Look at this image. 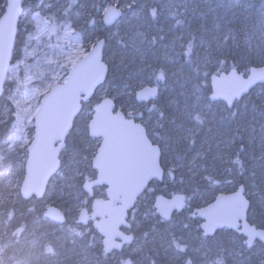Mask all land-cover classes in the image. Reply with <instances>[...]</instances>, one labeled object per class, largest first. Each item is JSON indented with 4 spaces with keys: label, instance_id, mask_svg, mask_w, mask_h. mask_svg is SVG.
Segmentation results:
<instances>
[{
    "label": "snow or ice",
    "instance_id": "obj_1",
    "mask_svg": "<svg viewBox=\"0 0 264 264\" xmlns=\"http://www.w3.org/2000/svg\"><path fill=\"white\" fill-rule=\"evenodd\" d=\"M174 7L188 10L186 3L178 4L176 0H64L58 7L55 0H50L45 5L48 12L42 18V30L30 38L40 41L46 36L44 47L58 49V55L44 53L42 63L49 66L44 72L39 56L42 49L27 53L36 71L25 63L21 76L17 74L19 64L10 65L21 0L0 4V175L5 182L13 175L26 182L34 159L48 158V177L60 166L59 152L73 133V118L85 108H92L89 97L98 85L103 89L106 73L113 66L104 53L110 39L122 48L132 46L139 59L135 69L123 59L117 66L129 77L125 89L141 100L152 98V108L147 109L150 115L140 124L133 123L132 112L126 114L127 119L121 113L113 116L114 98L97 103L92 109L94 116L90 112L85 122V135L90 129L102 143L95 150L81 149L72 157L76 165L72 181L78 187L76 194L69 193L66 207L75 211L77 224L87 227L90 220H97V255L95 259L85 255L86 264H253V250L258 247L264 253V97L259 102L248 101L249 89L257 81L264 88V67L250 69L247 79L243 78L247 71L243 75L234 71L230 77L212 76L214 87L205 89L200 83L211 75L213 59L222 62L212 55L213 44L220 55L242 49L250 63L264 65V11L258 25L249 28L245 22L240 29L228 27L219 35L213 34L220 28L219 23L213 21L212 29L201 23L196 30L201 35L197 37L193 32L174 31L175 25H183L181 19L166 30L168 14L183 15L171 12ZM245 7L251 5L245 2ZM127 9L134 12L135 22L128 21L127 26L112 33L107 26L114 21L120 24ZM73 16H86L89 23L105 31H78ZM172 77L177 83L183 80L181 89L165 97L160 89ZM145 83L155 86L145 88ZM140 115L143 117V113ZM217 124L226 127L214 135ZM30 129L35 130L34 136ZM205 129L207 140L201 148L207 143L209 157L197 151L185 163L197 134ZM182 142L188 148L171 157L173 166L168 169V153L176 152ZM213 143L217 148L214 153ZM183 169L199 175L209 185L228 176L232 179L226 182L232 184L239 177V190L217 198L216 204L207 208H197L186 218L188 222L179 221V228L171 222L170 213L185 206L184 197L172 201L157 197L154 206L139 212L142 204L149 205L148 195L153 192L150 181L179 171L183 183ZM101 184L107 186L104 200L96 199L93 191ZM35 194L47 195L38 191ZM45 215L61 222L65 219L64 212L50 207ZM197 216L206 222L200 224ZM162 222H167L166 226L161 227ZM121 226L125 231L120 230ZM218 226L241 234L232 233L227 241L216 239L211 233ZM72 231L79 237L86 235L84 231ZM87 235H93V230L89 229ZM257 264H264V258Z\"/></svg>",
    "mask_w": 264,
    "mask_h": 264
},
{
    "label": "trees",
    "instance_id": "obj_2",
    "mask_svg": "<svg viewBox=\"0 0 264 264\" xmlns=\"http://www.w3.org/2000/svg\"><path fill=\"white\" fill-rule=\"evenodd\" d=\"M40 1L41 0H23L21 21L14 46V58L12 59L14 64L13 67H15L17 63L16 45L23 41L25 33L32 35L34 32V28L37 24L36 13L39 11L38 3H40ZM156 2L160 3V0H156ZM245 2L249 3L251 7L246 8ZM262 11H264V0H213L212 8L204 11L203 16L197 12L194 14H184L183 16L177 15L176 17H172L165 24V27L167 30L169 24L175 25V20L181 19L184 21L183 25H175L174 31L181 33L193 32L199 37L201 33L196 30L201 23L205 25V28L212 29L213 21H216L220 24V28L215 29L213 34L219 35L221 32H226L228 27L234 26L240 29L245 22H247L249 28H252L253 25H258ZM127 12L128 11H126V15L128 14ZM75 26L78 28V31L83 30L90 32L89 28L92 27L93 24L87 23L82 29H80L77 23ZM255 30L259 31V28L257 27ZM99 31L104 32L105 30L100 28ZM101 37H103V35ZM196 43H199V40H197ZM204 47H209V45L205 44ZM128 53V57L124 62L129 63L131 68L135 69L139 64V59L136 56L135 50L128 51ZM212 55L219 56L222 62L217 63L215 59L212 60L213 71L211 75L227 72L233 68L243 73L247 71L248 74L251 67L263 66L250 63L242 49L228 50L224 55H220L215 51L213 44ZM110 65L113 66L109 67L108 78L104 83L103 89L107 85L110 87L109 92L111 96H116L115 101L118 107H120L124 103L125 92L130 91L125 89V84L128 82L129 77L126 72L122 74L118 70L115 62L110 63ZM211 75L206 80L202 79L200 81L203 88L206 89L210 87ZM182 83V79L180 83H177L176 78L172 77L160 90L163 91L165 97H168L179 92ZM103 89L99 88L90 100L92 108H85V111L82 114L80 113L76 119L73 133L68 137L66 148L61 154V168L59 173L52 179L46 192L47 195L42 199L26 201L19 194L14 204L6 203L0 207V264H78L84 257V252H90L91 254L92 250L96 251V244L99 243V234L91 224L87 227L78 225L73 220V216L76 214L75 211H69L66 207V202L69 199V193L76 194V188L78 187V184L74 186L72 181V174L76 167L72 157L81 149L87 148L91 151L95 150L98 145L96 140L90 138L88 133L85 135V122L88 119L85 115L87 111L92 112V109H94L101 100L99 95ZM209 95L210 92L208 93V96ZM262 97H264V88L259 85L250 92L248 101L259 102ZM130 99L132 102L142 107L138 112L133 114L132 118L138 122H141L142 119L147 120L150 115L147 109L152 108L151 102L141 105L136 97L130 95ZM144 107L147 109H144ZM249 107H251V103H249ZM140 113H143V117H141ZM225 127L226 125L224 124H217L213 128V134L218 135V133H222ZM206 140L207 132L205 129L197 134L196 143L192 145L189 151V157L184 161L185 163H187L191 156L195 155L197 151L202 149L201 144ZM187 148V143L182 142L177 147V151L172 152V155H177ZM214 148L215 144L213 143L211 150ZM207 149L208 145L204 143L203 150H205V158L209 157V153L206 152ZM183 172V183H181L182 177L179 171L173 173L172 176L166 174L165 180L162 183H152L150 188L153 189V192H150L148 195L149 205L142 204L139 207V212L142 213L147 206H154L157 197L163 196L171 198L174 195L182 194L186 197V208L182 212L174 214L171 218V222L179 228V221L182 220L185 214L191 216L195 208L203 207L212 202L217 195L232 192L239 186V177H237L236 181L232 184L226 182V179H232V177L228 176L226 178L221 177V182L218 184L209 185L202 180L199 175L192 177V174L188 173L187 169H183ZM167 178L168 180H166ZM0 180H5V177L0 175ZM22 180L23 179H19V182H22ZM103 190L104 188L95 189V196L97 197L99 192ZM61 197H63V199H61ZM49 205L59 207L65 212L67 217L66 223L62 225L61 229L58 231V236L60 237L59 242L51 239V232L59 227V225L44 217L45 209ZM90 206L91 204H89V207ZM155 210L154 208V211ZM166 223L167 222H162L161 227L166 226ZM196 227L197 225L195 224V228ZM72 229L84 231L86 235L84 237L76 236ZM89 229L93 230V235H87ZM232 233L239 235L230 230H222L214 237L227 241ZM93 236L96 238L95 244L93 243ZM258 249L257 247L252 252L253 264H257L258 260L264 258V254L262 256L257 254Z\"/></svg>",
    "mask_w": 264,
    "mask_h": 264
},
{
    "label": "rangeland",
    "instance_id": "obj_3",
    "mask_svg": "<svg viewBox=\"0 0 264 264\" xmlns=\"http://www.w3.org/2000/svg\"><path fill=\"white\" fill-rule=\"evenodd\" d=\"M50 0H41L40 3H38V13L39 16H37V24L36 27L34 28V32L32 35H37L39 34V32L42 30L43 28V17L45 16V13L48 12V10L45 8V5L47 3H49ZM55 2L57 3V7L59 6L60 3H63L64 0H55ZM129 2H131V0H129ZM176 2L178 4H187L188 6V10L185 11V9L183 7H179V8H172L171 12L174 13H183L184 14H188V13H192L194 14L195 12H197L198 14L204 13V11L210 10L212 8L213 5V0H176ZM4 3V0H0V4ZM160 3H167V0H160ZM135 7V6H134ZM195 10V11H193ZM73 11H75V9H73ZM125 11H128L127 15L125 16V18H123L121 20L120 24H116L115 26H113L110 30L112 33H116L120 30L121 26H127L128 21H132L133 23L135 22L133 20L134 17V12L130 9H127ZM138 11V9H137ZM183 15H179V16H183ZM100 14L97 13L96 14V18L99 19ZM172 17H176V16H172L170 14H168V21L172 18ZM73 19L76 21V23L78 24V26L80 27V29H82V27H84V25H86L88 22V18L86 16H80V17H75L73 16ZM163 23V21H162ZM90 24V23H89ZM90 32L89 33H94V32H98L99 31V27L98 25H93L92 27L89 28ZM78 30V28H77ZM123 33H121L122 35ZM29 33H25L24 34V39L20 44L16 45V51H17V57H19V59L17 60V64H19V69H17V74L18 75H23L25 72V67L24 64L28 63L32 65V71L35 72L36 71V67H35V62L33 61V59L31 57L27 56V53H31L33 50H41L39 51V56L41 59V63L43 61V55L44 53H47L49 56L52 57H56L58 55L59 50L58 49H49L44 47V45L48 42V39L46 36H42L40 41L37 40H33L30 38ZM56 41L53 38L52 43L54 44ZM131 43V42H130ZM130 50H128V49ZM127 48H122L119 44L116 43L115 39H110L108 42V45L105 49V53H106V58H107V62L110 64L112 62H115L116 66H119L121 63V60L123 59V61L128 57V51L134 50V48L132 46H129ZM14 64L12 62L11 67H13ZM49 69V66L47 65H43L42 63V67H41V71L47 72ZM11 71V68H10ZM146 86H153V84H148L145 83L144 87ZM109 89L110 87L107 85L100 93L99 97L105 98L109 93ZM139 89H137L138 91ZM114 99L116 98V96H111ZM142 105V104H141ZM147 107V106H146ZM146 107H144V109H147ZM121 110H123L126 114L128 112H132L133 114L138 112L142 107L134 102H132V100L130 99V94L129 91L125 92V99H124V103L123 105H121L119 107ZM91 111H87L85 117L87 118L89 113ZM32 135L34 136V129H30ZM97 144L100 143L99 140L95 139ZM223 147V146H221ZM217 148L215 145V148L212 150V152H216ZM200 151H203L205 153V150L201 149ZM206 152H208V149L206 150ZM206 155V154H205ZM169 156V160H168V169H171V167L173 166V161L171 159V157L173 156L172 153H168ZM192 177H195L192 175ZM168 180V178L166 179ZM22 182H19V179H17L16 175H13L12 178L10 180H8L7 182H5V180H0V207L6 203H11L14 204L16 202L17 196L19 195V190H20V186H21ZM97 197L100 198H105V190L100 191L99 194L97 195ZM76 215V214H75ZM75 215L73 216V220L75 221ZM191 216L189 214H185L182 217V220H185V222H188V220L186 218H190ZM199 221V220H198ZM200 223V221H199ZM193 229L195 228V224L192 225ZM61 229V226L55 228L52 232H51V239H54L55 241L59 242L60 241V237L58 236V231ZM84 257L85 255H88L90 259H95L96 255H97V251H91L90 252H84ZM257 254L262 256L264 253H262L260 251V249L257 250ZM84 257L81 259L80 263L78 264H86V261L84 259Z\"/></svg>",
    "mask_w": 264,
    "mask_h": 264
},
{
    "label": "water",
    "instance_id": "obj_4",
    "mask_svg": "<svg viewBox=\"0 0 264 264\" xmlns=\"http://www.w3.org/2000/svg\"><path fill=\"white\" fill-rule=\"evenodd\" d=\"M22 7H23V0H21V10H20V13L18 14V16H17V20H16L17 31H16V33L14 34L13 39H12V46H13V49H14V46H15V41H16V37H17V33H18V27H19V24H20V21H21V11H22ZM118 19H120V18H118ZM116 24H117V22L114 21L113 24H112V25H108L107 28H112V27L115 26ZM101 38H103V37H101ZM106 46H107V45H106ZM105 49H106V47H105ZM105 49H104V53H105ZM11 64H12V60H11V62H10V65H11ZM260 67H264V65H263V66H254V67H251L250 69H252V68H257V69H259ZM234 71L236 72L237 75H243V74H244L243 72H240L239 70H237V69H235V68L230 69V70H228L227 72H221V73H218V74L215 73V74L211 75V77H210V87H214L213 84H212V76H217V77H230ZM108 74H109V69H108V71H107V73H106V76H105V82H106V80H107V78H108ZM249 75H251V71H250V70H249L248 74L243 75V78H244V79H247ZM105 82H104V83H105ZM259 85H260V82L257 81V84L253 85L252 88L249 89V92H251L253 89H255V88H256L257 86H259ZM148 87H152V86H146L145 88H148ZM99 88H100V86L98 85V86H97V89H94V90H93V94L89 97V100L92 99V97L94 96V94L96 93V91H97ZM139 91H140V90H138L137 92H139ZM209 96H211V93H210ZM104 99H113V97H111V96H107V97H105V98H102L98 103H102ZM136 99H137V101H138L139 103L147 104V103H150V101H151L152 98H151V97H145L143 100H141V99H139L138 97H136ZM82 106H83V105H82ZM95 107H96V106H95ZM95 107H94V108H95ZM117 113L125 114V118H126V119L129 118V117H127L126 113L118 107V105H117V103H116V101H115V99H114V100H113V106H112V115L115 116ZM92 114H93V116H94V112H92ZM79 115H80V113H77V115L73 118V123H74V124H75V121H76V119L78 118ZM132 119H133V123H136V124H140V123H141V122L136 121L134 118H132ZM89 123H90V121H89ZM34 133H35V130H34ZM88 134H89L90 138H93V139H97V140H98L97 137H94V136L91 135V130H90V129H89ZM67 139H68V137L66 138V142H67ZM99 141H100V143H102V140H99ZM59 147H60V146L57 145V148H59ZM65 148H66V147H65ZM65 148L59 152L60 160H59L58 163H59L60 166H59V167L56 169V171H55L52 175H50L49 177H48V168H49V166H50V161L48 160V158L45 157L44 159H41V160H39V161H37V160H35V159L33 160V165H32L31 173H30V175H29V177H28V179H27L26 182H25L24 180H22V184H21V186H20V190H19V194H20V196H21L24 200H26V201H31V200H33V199H42V198H44L45 195H43V196H38V195H36L35 193H36L37 191H38V192H41V193L47 192L48 187H49V185H50L52 179L55 177V175H57V174L59 173V170H60V168H61V154H62V152L65 150ZM96 178H97V179L99 178V174H98V173H97V177H96ZM164 180H165V176H164L163 179H155L154 181H150V182H149V186H150L152 183H154V182L162 183ZM97 188H104V189H105V196H106V192H107V186H106V185H103V184H101V185H96V186L94 187L93 191H94L95 189H97ZM238 190H239V186H238L234 191H232V192L219 194V195L216 196V198H215L212 202H210L209 204H207V205H205V206H203V207H200V208H207L210 204H216L217 198H221V197H225V198H226V197H229V196L233 195L235 191H238ZM25 192H28L29 195H28V196H25V194H24ZM90 195H91V194H90ZM160 197L163 198V201H172L175 197H184V198H185V201H184L185 206H184L182 209H180L179 211H177L176 209H172V210H171V213H170V218H172L174 214L180 213V212H182V211L186 208V197H185L184 195H182V194L174 195V196L171 197V198H167V197H163V196H160ZM95 198H96V199H101V200L106 199V197H105V198L95 197ZM163 201H161L160 203L163 204ZM93 203H94V202H93ZM156 203H157V200H156ZM156 203H155V204H156ZM49 207H50L53 211H57V210H59V211L64 212V211L61 210L59 207H56V206H54V205H49V206H47L46 209H45V212L47 211V209H48ZM91 207H92V204H91V206L89 207V215H91ZM195 211H197V208H195L192 212H195ZM45 212H44V217H45L46 219L50 220L51 222H53V223L59 225V226L64 225V224L66 223V221H67L66 214H65V219H64V221L61 222L58 218H53V217H51V216H46V215H45ZM157 212H158V211H157ZM64 213H65V212H64ZM101 219H102V218H101ZM128 219L130 220V214H129ZM195 219H198V220L200 221V224H204V223L206 222L205 218H203V217H199V216H197ZM96 223H97V220H90V221H89V224H92V226L94 227L95 230H96V228H95ZM239 223L241 224V226H243L244 221L241 220ZM89 224H88V225H89ZM78 225H82V224H78ZM82 226H84V225H82ZM120 230H121V231H125V228H124L123 226H121ZM222 230H230V231L235 232V229H233V228H229V227H220V226H218V227L215 229V231H214L213 233H211V235H212V236H215L219 231H222ZM96 231H97V233L99 234L98 230H96ZM238 234L240 235L241 233H238Z\"/></svg>",
    "mask_w": 264,
    "mask_h": 264
}]
</instances>
